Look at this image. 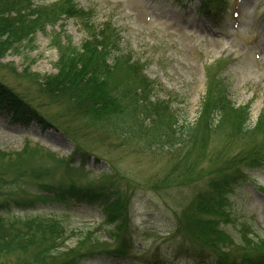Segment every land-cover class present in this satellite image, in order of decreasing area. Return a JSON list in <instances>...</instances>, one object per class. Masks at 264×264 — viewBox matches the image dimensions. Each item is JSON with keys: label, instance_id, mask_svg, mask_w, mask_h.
<instances>
[{"label": "rangeland", "instance_id": "374dc122", "mask_svg": "<svg viewBox=\"0 0 264 264\" xmlns=\"http://www.w3.org/2000/svg\"><path fill=\"white\" fill-rule=\"evenodd\" d=\"M57 1L37 0V3L52 5ZM76 2L94 10L95 24H101L110 18L117 26H126L123 36L129 41V48L136 52L135 56L138 58L137 51L142 48L145 53L143 59L150 62L148 75L160 86L155 92L156 97L161 98L172 92L171 97L176 100L172 107L179 110L180 124L186 122L198 126L200 132L190 144L191 150L182 151L178 156L166 153L161 145L165 140L162 137L170 132H162V125L150 126L137 113L133 117L134 114L124 115L118 112L115 119H118L116 123H120L119 130L103 131L102 128L91 126L89 120L72 122L66 117L67 113L63 114L57 108L59 101L42 92L41 87L37 86L42 84L39 81L56 74L58 54L54 48V36L60 32L61 38L69 37L73 42L67 47L70 51L80 47L86 36L81 24L73 20L64 22L61 28L57 24L39 31L34 35L33 42L18 54L6 53L4 57L0 56V82L25 101H31L40 108L46 118L64 129L80 147L107 160L113 169V175L106 162L103 173L134 184L135 199L131 214L135 218L151 214V225L140 229L133 227L132 243L143 248L139 250L140 253L152 254L157 251L163 257L172 258L174 240H168V234L175 225V214L187 207L191 197L206 186L211 178L208 173L219 170L226 162L227 166L241 164L244 158L240 159L237 152H242V144H247L234 137L233 118L225 125L220 124L217 130L206 126L207 120L201 107L207 88L206 80L227 61L222 76L228 88L230 87L232 102L236 106H251L247 128L252 129L257 116L264 112V0H229L231 10L238 11V18L227 16L219 25L201 19L195 14V7L190 6L187 0ZM126 75L117 71L109 80V86L124 82ZM128 125L131 127L130 131L127 129ZM124 131L129 135L122 136L121 132ZM171 134L174 135L172 132ZM70 136L54 130L45 131L37 124H29L23 129L10 123L8 117L0 116V152L14 160L19 159L18 166L26 181L50 175L56 182L62 177H80L78 171L69 172L65 167L66 157L74 149ZM203 146L206 147L202 149ZM8 162L5 160L0 163V172ZM249 172L247 183L237 190L238 195L232 199L233 210L240 221L247 220L251 229L262 236L257 245L264 250V194L258 190V187L264 188V167L262 170ZM96 175V180L104 177L100 173ZM3 192L0 193V202L2 196L10 194ZM47 210L55 214L47 212L40 214V217H53L62 223L67 233L65 248L77 247L88 251L96 242L109 244L106 248L109 250L117 246L106 235L103 218L96 210L82 208L63 214L56 213L53 207ZM190 223L186 221V225ZM19 225L21 229H26L28 225L35 223L22 222ZM188 230L194 231L192 228ZM207 232L198 233L203 237ZM79 243L83 246L79 247ZM133 247L130 254H136ZM260 249L255 248L256 251ZM64 250L56 254H64L59 257L61 262L70 257V253H65ZM166 262L192 264L184 258L176 261L167 259ZM88 264L122 263L100 262L96 259L90 260Z\"/></svg>", "mask_w": 264, "mask_h": 264}, {"label": "trees", "instance_id": "16d2710c", "mask_svg": "<svg viewBox=\"0 0 264 264\" xmlns=\"http://www.w3.org/2000/svg\"><path fill=\"white\" fill-rule=\"evenodd\" d=\"M62 2L63 8H58L60 13L71 14L75 11L74 8L69 11L70 9L67 10L65 7L72 6L70 0ZM31 3L32 0H0V56L4 57L6 53L18 54L25 46H29L33 42L32 35L38 29L39 23L45 18L52 17L44 13V6L34 7ZM87 32H90L88 28ZM100 34L101 36L88 34L81 46L71 51L60 47L59 42H56V48L58 47L56 74L45 77L44 80L38 78L42 84L37 86L41 87L42 92L59 101L57 108L63 114L67 113L66 117L72 122L89 120L91 126L102 128L103 131L119 130L120 123H116L118 119H115L118 112L124 115L134 114L133 117L137 113L138 117L150 126L162 125V132H170V134L166 132L162 137L165 140L161 145L166 153L178 156L182 151H190V144L200 132L198 126L189 123L179 125L176 118H172V114L167 112L169 107L167 102L157 98L151 100V86L139 75L138 68L131 67V73L127 72V79L124 82L109 86V80L119 70L120 58H114L112 64L108 63L107 57L113 46L107 43L104 36L107 35L106 31ZM214 91L216 95L211 90L206 92L201 106L204 118L213 126L211 129L217 130L220 124H227L226 122L232 118L230 115L234 116V129L235 122L244 128L248 120L247 110L230 109V103L226 101L223 90L215 87ZM127 127L130 131L131 127L129 125ZM259 127L263 129L262 126ZM249 133L255 134L254 128ZM121 135L127 136L129 133L124 131ZM5 160L9 162L0 172V190H13L18 186L17 182L24 180V176L18 166L19 159L14 160L6 153L0 152V163ZM115 199L109 203L106 197L105 201L109 207L117 202L121 203L122 199L117 197ZM207 203L201 199L195 207L203 208ZM120 211L121 207L117 212ZM33 223L35 225H28L26 229L12 225L4 227L0 224V264H68L67 260L59 261V257L64 254L56 256L64 234L58 224L54 221ZM254 238L249 244L250 258L253 253L264 257V250L257 245L260 239ZM255 248L260 251H256Z\"/></svg>", "mask_w": 264, "mask_h": 264}]
</instances>
